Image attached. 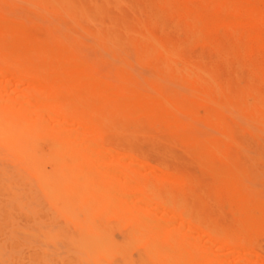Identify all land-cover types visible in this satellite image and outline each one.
Wrapping results in <instances>:
<instances>
[{"label":"bare ground","instance_id":"obj_1","mask_svg":"<svg viewBox=\"0 0 264 264\" xmlns=\"http://www.w3.org/2000/svg\"><path fill=\"white\" fill-rule=\"evenodd\" d=\"M23 1L39 7L45 14L59 16L65 27L60 25L62 24L61 20L55 25L50 19H47V16L44 17L48 23L40 24L35 20H26L21 14L12 12V9L5 10L3 3L7 2V0H0V152L15 165L22 166L31 171L35 178L45 185L46 190L56 200L61 201L62 206L66 207L65 210L67 209L68 213L74 215L72 212L75 211V208H80L82 202L87 208H100L101 204L109 207L111 205L116 222L129 226L125 243L123 245L119 243V245L109 236L107 218L96 219L90 215L81 220L74 218L78 227V236L73 241L74 245L87 256L91 264H112L109 260L112 254L125 253L126 249L131 251L129 248L132 247H139L141 249L139 258H136L137 260L135 258L134 260L131 256L133 260L130 257L124 258L123 264H206L207 260L212 259L211 246L206 243L207 241L203 240L205 237L203 235L207 236V234H205L206 232L200 225L197 207L193 206L186 196L185 180L181 177H176L174 174H172V177H169L171 174L166 173L168 178L164 180L167 181L168 179L170 181L171 178L170 182L174 185H179L182 193L178 195L177 207L174 206L177 211H174V208L170 207L172 209L170 211H174L176 214L179 213L180 216H178L179 214L174 216L173 212H170L172 213V216L170 214L171 218L173 219L174 217V225L169 230L163 231L166 226L159 221H163L166 218L165 215L163 219L162 215V218L160 217V213L159 215L153 214L152 210H150L153 208L151 201L144 198L145 201L142 204L141 197L144 196L138 195L142 202L137 199L138 191L141 189L145 190L146 188V192L151 195V198H149L148 196L150 195L146 193L147 197L150 200L154 199L153 201L156 203V192L153 193V190L147 189L150 187L153 189V180L157 181L159 179L157 178L159 175L155 177L157 170L149 168L151 172L156 171H154L155 176L151 172L147 173L153 175L152 182L150 183L147 182L148 180H145V183H141L144 181L143 178L147 177L144 176L142 178V171L140 172L136 169V174L140 172V176L138 174L132 176L135 181L139 177L136 181L138 184H135L130 180H125L126 177L124 179L122 175V177H119V171H115V167V169L113 168L114 171H111L113 175L110 173L109 176V163L106 162L107 164H104L103 162L105 161L103 159L101 160L102 163L108 166H105L107 169L105 168L106 170H104L108 172L105 174L104 170H102L103 172L100 170L101 166L104 165L99 164V166L97 164L96 166L97 160L100 158L106 157L104 160L108 161L111 160H109V157H115L114 160L120 158L121 160L118 159L120 164L125 159L122 165L126 164L127 157H129V160L136 158L131 152H123L109 146H104L103 141L105 136L103 127L114 123L121 127L120 132L124 135V130L129 129L130 126L137 129L144 124L148 126H162L167 128L182 144L189 146L192 153L198 159L215 155L225 157L228 153L221 148L218 139L215 136L208 137L201 132L202 125L217 126L220 128L218 133L224 139H230L231 127L224 120V113L226 112L233 119L243 122L244 124L242 125L251 128L255 134L260 135L262 127L259 126V122L262 123V120L258 118V113L261 106L264 111V103L260 102L261 93L249 88L242 94L230 95L226 93L224 88L214 83L209 72L193 69L192 67L190 69H183L184 74L180 72L181 70L177 67V61L182 58L179 49L157 37L151 27L159 21L161 16L172 13L188 23L195 39L207 38L209 30L204 20H200L194 16L188 9L178 7L172 0H149L146 3V16L148 20L138 18L136 24L131 27H122L121 30H118L115 25L94 29L89 27L88 24L94 23L95 18L103 14L104 3L119 4L122 0H102L101 2H94L92 0ZM246 21L248 22V20ZM56 30H62V35L55 34ZM70 31L84 32L86 37L88 36L91 40L92 45L90 47L93 52H83L79 47L76 36L70 33ZM239 32L242 31L240 30ZM175 42L177 41L175 40ZM179 43L181 44L180 39ZM24 51H27L29 55L25 59H20V54ZM34 58L44 64L43 68H40V70L33 67L29 69L24 68V62ZM45 58L46 62L43 61ZM103 60L110 66V68L104 70V76L101 74L102 71L99 70V65L97 64V61ZM155 61L156 63L154 64L158 68L157 74L154 75L155 78L151 77L155 80H144L141 74L145 75L146 73H140V69ZM247 63L249 64V62ZM250 67L248 66V68ZM98 70L103 77L99 76ZM261 72L263 71L261 70ZM162 76L164 78L173 77L180 79L182 87L179 89H183L184 91L181 90L179 92L185 94L183 95L181 104L189 106L191 104L189 98L191 96L196 97L200 102L210 106L207 113L208 117L199 123L186 117L179 108L180 105L173 106L168 104V94L163 91V85L160 80ZM232 77L231 80H233ZM114 78L115 80L117 79V82L115 80L112 81ZM197 84L200 86V90H198ZM10 85H12L13 89H10ZM223 94L227 96L222 101H216ZM214 116L222 117V119L219 118V121H213ZM201 136L206 138L205 144L199 142ZM260 140L262 141L263 139ZM40 142H45L47 148L41 150ZM97 157L99 159H96ZM90 158L92 159L90 160ZM128 159L127 163L132 160L129 161ZM132 161V164L134 162L136 164L130 165L128 163L125 167L129 166L127 169L129 170L133 166L134 168L131 167L130 170L131 172L133 170L132 173H135V168H142V166H138L137 161ZM48 163L51 171L47 174L44 171L42 172V170L44 169V164L46 167ZM93 163L95 164L93 165ZM114 163L113 165L117 166L118 163ZM140 163L144 162H139V165ZM120 164H118L117 170H119ZM144 165L147 166L146 163ZM144 165L143 167L145 168ZM122 167L124 168V166ZM122 167L120 171L123 174L124 169L122 172ZM147 167V170L143 168L146 172L148 171ZM54 168L61 174L67 173V176L63 174L61 176L60 173H58V175L60 174L59 176H55L57 172L54 173L56 171ZM92 168L97 173L89 175L88 172L90 173V170L93 172ZM141 168L140 170H142ZM48 170L49 168L47 170L45 168V172ZM98 170L104 174L106 179L102 177L103 174L98 172ZM132 173L129 174L133 175ZM263 173L261 176L264 175ZM43 174L44 176H42ZM100 174L101 176H99ZM157 174L160 173L158 172ZM161 174L160 176L162 177L166 176L165 173ZM106 175L108 178L111 176L114 178L107 179ZM116 176L119 179H116ZM127 176L129 175L127 174ZM175 177L179 181H176ZM257 185L259 186L260 183ZM233 187L235 189V186ZM128 190L130 191V195L132 192H134V195L132 194L131 197L126 196L124 193ZM141 192L145 195L144 191ZM134 196H136L135 199L137 200L135 203V199H132ZM152 196H155V198ZM249 198L251 197L249 196ZM130 200H133V202L128 204L127 202ZM97 202L99 203L97 204ZM150 203L152 206H150ZM155 203L153 209L157 208H155ZM241 204L244 208V213L252 218V220H248L249 222L255 223L254 221H258L259 223V221H264V200L251 201L247 199L242 201ZM157 206L159 208V204ZM106 211L109 210L106 209ZM177 217L179 218V222L176 221L178 220ZM160 218L161 220H158ZM176 222L180 224L176 226ZM227 223L229 224V221ZM241 231H244L243 233L245 234L247 232L246 230ZM220 233L221 236L224 234V232ZM205 238H210L209 234ZM254 238L256 239V237ZM223 243H221L222 247L227 246L229 249L231 247L232 249L236 248L232 245H225V242ZM230 243L232 244V242ZM237 250L238 248L234 251L236 252ZM246 250L244 251H246L247 255L243 254V256L248 258L250 255L247 252L251 249L247 247ZM175 254L179 255H177L178 261L174 257ZM253 255L252 257H255L253 259L258 260L255 254ZM224 261L222 257H216L217 264H222ZM257 262L258 264L264 263Z\"/></svg>","mask_w":264,"mask_h":264},{"label":"rangeland","instance_id":"obj_2","mask_svg":"<svg viewBox=\"0 0 264 264\" xmlns=\"http://www.w3.org/2000/svg\"><path fill=\"white\" fill-rule=\"evenodd\" d=\"M92 1L101 2L102 0ZM122 1L119 4L104 3L103 14L96 17L94 23L88 24L89 27L96 29L98 27L115 25L118 30H121L122 27H131L136 24L138 18L148 20L146 16V3L149 0ZM172 1L178 7L183 9L186 8L190 10L194 16L198 17L200 20H204L209 30L207 38L195 39L192 30L188 26V23H186L184 19L172 13L164 14L163 16H161L159 21L157 23H154V25L151 27L153 33L157 37L179 49L182 58L181 60L177 61V67L179 70H181L180 72H183L184 74L183 69H190L191 67L193 69H201L204 72H209L211 78L214 80V83L224 88L226 90V93L230 95H239L245 92V90L252 88L261 93L262 97L260 102L264 103V0ZM3 7L5 10L12 9V12L21 14L26 20H35L40 24L47 22L44 16H47V19H50L55 25L58 24L61 20L59 16L45 14L40 10L39 7L27 2L25 3V1L23 0H7V2L3 3ZM248 9L252 10L248 11ZM221 10L223 11V13ZM246 20H248V22ZM241 21L243 24L241 23ZM60 25L65 27L63 22ZM240 30L242 32H239ZM70 33H73V35L76 36L79 47L83 52H93L90 47L92 45L91 40L88 36L86 37V34L84 32L81 33L77 31H70ZM55 34L61 36L62 30H56ZM190 37L192 38V40ZM179 39L181 41V44L179 43ZM175 40L177 42H175ZM182 49L184 51L186 49V51L184 52ZM28 55L29 53L27 51H24L20 54V59H25V57ZM34 60L35 58L25 61L24 68L29 69L33 67L37 70L43 68L44 64L41 61ZM43 61L46 62V58ZM247 62H249V64ZM154 63H156V61L145 65L141 68L142 70L140 69V73L144 72L148 75V77L150 76L148 79L146 74H141L144 80H155L151 78H155L154 75L157 74L158 68ZM97 64L99 65V70L102 71L101 74L104 76V70H107L108 68H110V66H108V63L105 60L97 61ZM242 64H244L245 66ZM236 65L238 68L236 67ZM246 65H248L249 67L251 66L252 68H248V66ZM135 67L137 66L135 65ZM235 68L238 70H236ZM99 70L98 73L100 74ZM261 70L263 72H261ZM101 74L99 76H102ZM246 74L248 75V77ZM230 75L233 76H231L233 80H231ZM114 80L115 78L112 79V81ZM160 80L163 85V91L168 94V104L173 106L180 105L181 107L179 106V108L186 117L199 123L203 122L204 119L208 117L207 113L210 106L206 103L200 102L196 97L189 96V101H191V104L189 106L181 104V102L183 101V95L185 94L180 93L181 90L184 91L183 89H179L182 87L180 79H175L173 77L164 78L162 76V79ZM115 82H117V79L115 80ZM151 83L153 84V82ZM196 86L198 90H200V86L198 84ZM10 89H13L12 85H10ZM225 96L227 95H221L216 99V101H222ZM261 109L262 106L260 107L258 113V118L262 120V123L259 122V126L262 127V133L260 135L255 134V132L251 128L242 125L244 124L243 122H240L237 119H233L229 115V113L226 112L224 113V120L227 121V123H229L231 127L230 139H224V137H222L218 133L220 131V128H218L217 126L202 125L203 128L200 129L201 132H203V134L208 137L215 136L218 139V143L220 144L221 148L228 153V155L225 157L215 155L206 157L204 159H198L195 154L192 153L189 146L182 144L167 128L162 126H148L144 124L142 126H139L138 129L130 126L129 129L127 128V130H124L125 134L122 135L120 132L121 127L119 125H115L114 123L107 124L103 127V133L105 136V139L103 141L104 146H109L113 149H117L123 152L133 153L136 158L131 159L137 161V165L142 166V168L140 167L142 170H140V168L136 166L134 171L135 173H132L133 170L132 172L130 170L133 166H131L129 170H127L129 166L125 167L126 164L128 165L129 163L131 165L133 162L131 159L130 160L132 162L128 159L129 157H127V159L131 163H127L126 159V164L124 165L122 164L125 159L122 160V164H120V162L118 161V159L121 160L120 158H116L117 160H114L115 157H109V160H111L108 161L104 160L106 159V157L100 159L97 157L96 159L99 160H97V163L95 162L96 166L97 164L104 165L109 163V176L110 173H112L111 171H114V169L116 168L115 171H119V177L123 176L124 179L126 177L125 180H130L135 184H138V182L136 183V181L137 179H139L138 176H140L139 174L141 171L143 173V175H141L142 178L144 176L147 177L145 179L143 178L144 181L142 180L143 182L141 183H145V180H148L147 182L151 183L153 179L152 176L154 175L155 170H157V173L159 172L160 174H171V176L169 175V177H172V174H174L176 177L178 176L183 178L186 182V196L189 202H191L193 206L197 207L200 225L206 232L205 234H207V236L203 235V237H208L209 234V237L211 238H203V240L205 242L207 241L206 243L211 246L212 251V259L207 260L206 264H213L214 262V264H217L216 257H222L225 260L222 264H258L257 261L264 262V259H262V257H264V221H259L258 223V221L253 220L255 223H252V221L249 222L248 220H252V218H250L248 214L246 215V213H244V208L241 204L242 201L247 199H250L251 201L261 199L264 200V175L261 176V174L264 172V111L263 109ZM213 118V121H219L220 119H222V117L218 116H214ZM260 139L263 140L261 141ZM199 142L201 144H205L206 138L204 136H201ZM39 145L41 150L47 148V144L45 142H40ZM250 152H253V154H251ZM91 159L92 158H90V160ZM102 159L103 161H105L103 162L104 164L101 161ZM111 161L115 162L114 164L119 162V170H117L118 164L117 166H114L112 162L111 166ZM141 161H143L144 163H140L139 165V162ZM95 163H93V165ZM145 163L148 167L144 165ZM121 165L124 166V168ZM143 165L145 166V168L143 167ZM105 166L108 167L107 165L101 166L103 169L101 168L100 170H104L106 168ZM121 167L122 172L123 169L125 172H123V174L120 171ZM146 167L148 168L147 172ZM45 168L46 170L49 168V170L45 172ZM94 168H92V170ZM143 168L146 170H144ZM149 168L151 170H155L151 172ZM136 169H138L140 172L137 173L138 178L135 177L137 178L135 181L134 177L132 178V176H135L134 174H136L137 172ZM256 169L259 171H257ZM100 170H98V172H100ZM105 170L104 173L106 174L108 171L105 172ZM43 171L47 174L51 171L49 163L48 166L46 165V167L44 164V169L42 170V172ZM94 171L95 170L91 172L90 170V173L88 172V174L90 175L92 173H97ZM127 171L129 173H132L133 175H130ZM56 172L57 169L54 173ZM150 172L151 174L153 173V175L147 174ZM58 173L60 172H57V175L55 176H59L61 174L60 173L58 175ZM157 173L156 176H154L157 177V175H159V177H157L160 179H158L159 182L158 180H153V189H151V187H147L149 188L147 190H153V193L156 192V203L153 201L154 199H149L151 198V195L150 193L146 192V188L145 190H139L142 187L138 189L139 191L137 190V199L140 200L139 197L144 196L141 197L143 201L142 204H144L145 200H149L151 201V203H153V208L154 203L155 208H158L157 205L159 204V208H156L157 210L153 208L149 209L152 210L153 214L159 215L160 213V217L162 215L163 219L166 217L163 221H159L167 227H164L165 229L163 231H165L167 229L169 230L174 225V217L173 219L171 218L172 213L170 212H173L174 216L179 214H176V212L174 213V211L176 210L175 207H177L178 195H180V193L182 192L179 185H174L172 184V182H170L171 178L170 181L168 179L167 181L164 180L168 178L167 174V177H162ZM51 174H53V172H51ZM66 174L63 175L65 176ZM101 174L99 176H101ZM127 174L129 176H127ZM254 174L256 175V177ZM42 176H44V174ZM102 177L106 179L104 174ZM111 177H107V179H110ZM117 178L118 177L116 176V179ZM175 180L179 181L177 178ZM254 180L256 181L254 182ZM259 183L261 187L260 185H257ZM230 186H235L236 190L234 189V187L233 189H231ZM129 190L127 192L125 191L124 194L131 197L134 192H132V194L130 195ZM134 191L136 194V188ZM141 191H144L146 196L143 195L144 193L142 194ZM146 193H148L150 196H148ZM139 194L140 196L138 197ZM248 195L251 198H249ZM126 196L125 198H127ZM135 197L136 196H134V198L132 197V199H135ZM152 197L155 198V196ZM135 201L137 200L135 199L134 203ZM131 202H133V200H130L127 203L129 204ZM157 202L159 203L157 204ZM98 203L99 202H97V204ZM101 205V207L99 206L100 208H87L82 202L80 208H75V211L72 212L74 215L68 213L66 211L67 209L65 210L66 207L64 208L62 206L61 201L56 200L54 196H52L46 190L45 185L35 178L31 171L23 168L22 166L15 165L12 161H10L9 158H7L0 152V264H91L87 256L74 245L73 241L76 236H78V227L74 221V218H78L81 220L89 215L95 217L96 219L107 218L109 236L117 244L121 243L123 245L125 243L127 232L129 230L128 225L118 224L116 222L111 205L110 207L106 206L105 204ZM150 206H152V204ZM170 207L174 208V211H170L172 210ZM106 209L109 211H106ZM158 215L156 216L159 218ZM178 216H180V214ZM161 218L158 220H161ZM177 219L178 220H176L175 218V220L179 222L178 217ZM35 220H37L38 222ZM201 220L202 222L204 221V225L202 224ZM228 221L229 224L227 223ZM177 222L175 223L176 226L180 224H177ZM255 225L256 227H254ZM241 230H246V234ZM219 231L222 233L224 232V234H222L221 236V233ZM241 235L245 237L243 238ZM254 237H256V239ZM229 239L233 241H230ZM222 241L225 242V245H232L233 247L238 248V250L235 252L234 250L236 248L232 249L231 247V249H229L227 248V246H224L226 248L224 250V247H222V244L224 243ZM230 242H232V244ZM61 246H63L64 248ZM247 247H249L253 251L251 253V250L247 252L250 256H248V258H245L243 254L247 255L246 251L249 250H246ZM129 249H131V251H128V249H126L127 251L125 253L112 254L111 257H109L110 262L112 264H123V259L129 258L130 256L133 259H138V256H140L139 254H141V249L139 247H132ZM243 249L246 251H244ZM127 253L131 255H127ZM252 253L255 254L258 260L253 259L255 257H252ZM238 254L240 257L238 256ZM177 255L175 254L174 257L178 261L179 255ZM233 255L236 257H234Z\"/></svg>","mask_w":264,"mask_h":264}]
</instances>
